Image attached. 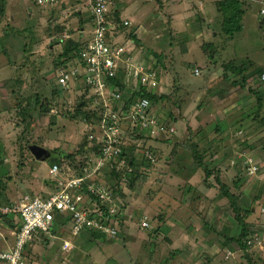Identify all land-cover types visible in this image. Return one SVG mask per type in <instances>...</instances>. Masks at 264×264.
Instances as JSON below:
<instances>
[{
    "label": "rangeland",
    "instance_id": "obj_1",
    "mask_svg": "<svg viewBox=\"0 0 264 264\" xmlns=\"http://www.w3.org/2000/svg\"><path fill=\"white\" fill-rule=\"evenodd\" d=\"M256 3L252 2L250 10L246 13L242 32L235 33L233 39L227 43L223 38L226 37L224 33L230 14L222 15L223 18L221 16V19L217 20L214 29L212 26L214 22L210 23L213 29L211 32L219 35L217 38H213L212 33H207L203 41L192 37L190 32H196L197 29L194 31V23H191V29L187 28V32L185 31L187 24L185 27L172 25L173 29L169 27V35L162 38L164 45L161 50L155 49L153 44L158 43L156 40H150L152 51L164 60L165 72L158 58L151 56L148 61L147 52L145 53L147 56L139 54L140 63L145 60L150 65L153 61V67L159 74L160 85L168 89L165 93H157L158 97L165 95V98L154 105V111L168 119L169 123L165 122L167 125L172 124L169 119L174 117L173 121L178 123V126H174L176 134L169 139L168 145L155 144L159 151H154V155L142 148V140H133L130 137L124 140L125 143L131 140L134 148L138 180H141L139 191L132 192L123 186V199H116L117 203L113 205L114 208L112 207L114 213L119 212L120 219L109 218L108 224L112 227V221L116 223L123 219L122 228L118 225V230L116 225L118 233L114 237L106 235L103 241L96 240L94 244L82 241L85 246L84 254L95 255L96 261L104 254L112 255L119 259L120 264H250L244 259L245 253L235 242L239 235V227L228 211L224 212L227 200L222 196V189L216 182L214 174L206 178L202 169L194 163L195 160L190 153L183 150L186 149L183 148L185 140L189 137L194 138V135L206 126L210 127L207 131H212L218 126L215 125V121L223 119L226 124L220 123L219 128L226 129L227 126L229 128L225 132L227 136L219 137L218 145H205L202 153L206 154L202 161L209 170L220 169L218 178L221 183L232 193L241 194L237 203L242 209L250 208L251 212L246 215L245 221L249 225L251 237L248 241L251 245L246 253L253 264H264V178L263 181L260 180L262 169L259 165L253 174H249L245 164L249 158L255 163L258 161L255 153L264 147V135L259 136L257 141L256 138L252 139L257 136V131L264 128L254 126L248 131L243 126L251 123L246 122L247 124L243 126L240 124L243 122L242 118L247 120L246 118L253 112L255 114V97L251 92L255 88L261 90L259 82L255 79L264 72V69L259 71L252 69L241 77L230 75L231 80L226 81L220 77L224 71L229 75L221 65L225 59H233V62L236 60L235 65L244 66L245 60H250L255 62V66H264V52H261V48L264 47V28H260L256 20V16L261 15L259 10L264 9V4ZM5 5L6 15L0 24V180L5 183L6 188L0 200L1 214L13 210L24 201L27 196H22L24 190L31 186L33 180L42 190L44 184L52 185L48 173L51 161L58 158L55 150L60 149L64 153L76 152L85 133L83 124L62 119L60 116L65 110H70L69 114L73 113L79 102L76 91L83 88L73 84L74 87L65 93L60 91L50 97L53 79L57 76L54 72L59 68L55 64L60 46L55 44L57 40L54 39H64V34L70 30L58 34L49 30L47 26H50L49 21L52 20L51 13L48 7L34 6V0H5ZM47 12L48 14H44ZM210 12L214 14L213 9ZM86 13L83 10L82 15L87 21L84 23L82 34L78 35L71 30L72 38H80L83 45L84 38H87L91 29ZM162 23L156 27L166 28V21L162 20ZM156 27L150 30L153 31ZM124 34L127 37L129 35L127 30H124ZM159 36L160 32L154 33V38ZM52 39L56 49L53 53L48 48ZM120 45L129 51L126 42ZM25 55L27 58H24ZM196 65L201 67V74L198 76L192 73ZM150 66L152 67V64ZM250 66L248 64V67ZM211 74L215 75L212 82L216 83L215 85L210 83ZM18 80L21 82L20 85L17 83ZM196 87H200L204 94L198 96L193 94ZM225 87L228 89L223 91ZM36 93L40 100H47L43 110L36 109L38 111H33L31 115L34 123L31 137L37 142L42 141L40 147L51 152L50 157L44 162L36 161L28 152L29 147L22 150L23 145L27 147L33 143L26 145L29 135L17 114L18 102H21L22 97ZM221 99H224V102H221ZM95 109H99L97 105ZM138 130L136 133H141ZM199 135L202 137V134ZM119 159L120 157L116 156L115 160ZM60 165L66 169L73 166V163L63 160ZM69 175L71 176V173ZM237 179L239 188L233 185ZM34 197L40 198L37 195ZM11 200L12 202H9ZM143 222L147 223L146 227L142 226ZM1 223L3 221H0V233L5 232ZM217 233H224L225 240L219 238ZM257 237L261 238L258 242ZM42 239L36 237L26 250L35 243L38 246ZM98 242H101L100 245H97ZM39 246L40 249L43 248V245ZM73 249H76L74 245L69 253L62 252L65 258L59 264L75 262L70 258ZM98 252L102 254L98 255ZM25 255L26 251L23 253L24 260ZM110 259L112 258L109 257L107 260L111 262ZM50 264L57 262L52 260Z\"/></svg>",
    "mask_w": 264,
    "mask_h": 264
},
{
    "label": "built area",
    "instance_id": "obj_2",
    "mask_svg": "<svg viewBox=\"0 0 264 264\" xmlns=\"http://www.w3.org/2000/svg\"><path fill=\"white\" fill-rule=\"evenodd\" d=\"M41 5H54L58 0H36ZM119 0H87V8L90 13L93 36L91 41L85 43L81 49V59L77 65L71 67L68 74L58 79L60 88L70 86V82H79L83 87L97 96L95 101L98 106V115H95L99 132L94 136L99 143V151L102 157L88 159L80 168V175L61 182L57 191L51 193L48 198L25 197L24 201L11 211L18 215L19 230L14 232L15 243L13 248L0 253V264H22L24 247L41 234H48L51 227L61 215L69 217L72 236L79 232H98L104 236L114 237L116 229L105 224V219L94 217L89 211L92 207L88 195H96L100 202L111 204L110 190L97 179L101 171L120 169L125 166L123 159L115 160L121 153L124 140L129 138V131L134 130V135H147L156 137L163 133L165 126L162 122L148 115L149 101L141 97L123 109L124 93L115 90L112 80H117L123 89L138 91L141 87L151 92L158 88L157 73L143 63L133 62L128 58V51L122 46L110 41V33L115 29L107 20L110 6ZM264 15V10L261 11ZM123 25H127L124 23ZM198 71L195 70L196 74ZM260 81L264 83V72L260 74ZM94 102V101H93ZM140 129V130H138ZM136 130L141 133H136ZM173 131V130H172ZM170 129V132H172ZM93 138V136H90ZM132 138V137H131ZM150 158V156H149ZM245 161V160H244ZM243 161V163H244ZM249 174L257 170V165L252 159L245 161ZM52 178L58 175V167L53 165L49 169ZM125 175V174H123ZM125 176H122L121 182ZM111 206L108 211H103L105 217H112L114 209ZM143 227L147 223H142ZM258 242V240H256ZM248 246L251 242L246 243ZM72 245L65 242L62 252L69 253Z\"/></svg>",
    "mask_w": 264,
    "mask_h": 264
},
{
    "label": "crops",
    "instance_id": "obj_3",
    "mask_svg": "<svg viewBox=\"0 0 264 264\" xmlns=\"http://www.w3.org/2000/svg\"><path fill=\"white\" fill-rule=\"evenodd\" d=\"M63 0H58L54 5H52L51 7H48V11L49 13H51L52 16V22L49 21V25L51 26V30L54 31L59 29V28H63L62 33H64L63 31L65 30H70L67 34H64V38L68 39L71 38L74 42L78 43V44H83L79 39H74L72 38L73 33H76L78 35L82 34L83 30H84V23H86V17L82 15L83 10H85V12H87L86 14H88V20L90 22L91 25V29L88 31V35L87 38H84V44L91 41L92 36H93V25H92V21H91V17H90V13L88 11L87 8V0L83 1L82 4V0H66L69 1L68 4H65L66 1ZM220 0H119L116 3H113L110 6L109 9V15L107 16V20L114 26V31L112 33H110V41H112L115 44H118L119 46H123L120 45V43L122 42H126V45L129 46V51H128V58H131L133 62H140V55L139 54H144L147 52L148 53V61L151 58L152 53L156 54L154 51H152L153 49H151L150 43H152L150 40H156L158 43L153 44L156 48V50H161L163 45H164V41H163V37L165 35H169V31L168 28L172 27V25H177V26H184L187 24V26L185 27V31L187 32V28L191 29V23H194V28L193 30L197 31L196 32H190L192 37L199 39L203 41L205 35L207 33L211 34L212 30L214 29V26L217 25V20L221 19V14L218 12L217 10V5L219 3ZM242 3V16H241V20H240V26H241V32L244 29V18L247 17L248 10H250L251 7V3L254 2L255 4H257L256 2H258L259 4H264V0H239ZM249 3V4H248ZM56 5V6H55ZM248 6V7H246ZM211 9L214 10V14H211ZM247 9V10H245ZM261 9V8H260ZM264 10V9H263ZM260 12L262 10H259ZM44 14H48L44 13ZM166 14V15H165ZM258 20L257 24L260 25V28H264V15H257L256 16ZM223 18V16H222ZM260 19V20H259ZM74 22H73V21ZM162 20L166 21L167 23V27L163 28V26L157 28V25H162ZM223 20V19H222ZM222 20L220 22H222ZM64 22V23H63ZM211 22H214L213 29L212 26L210 25ZM63 23V24H62ZM75 23V24H74ZM78 23V24H77ZM127 23L126 26H124L123 24ZM152 27H156L155 30L151 31L150 29ZM206 27V28H205ZM163 28V29H162ZM71 30H74V32L72 33ZM124 30H127V33L129 35H131L128 37L124 34ZM160 30V31H159ZM164 31V33H163ZM156 32H160V36L157 38H154V33ZM241 32H238L241 33ZM186 35L188 33H185ZM219 36V35H218ZM217 33L213 32L212 33V37L213 38H217ZM234 35L232 36V38H228L227 36L225 37V43L231 41L233 39ZM126 38V39H125ZM152 38V39H151ZM224 39V38H223ZM158 48V49H157ZM210 49V48H209ZM207 51V50H206ZM261 52H264V47L261 48ZM206 55V53H204ZM157 55V54H156ZM147 56V55H146ZM160 56V55H159ZM209 59V58H207ZM161 62V68L163 69V72H165V68L166 65L163 63L164 60L162 57H159V59ZM144 61V65L148 66V68L152 69L153 67V61H152V67L148 64V61ZM235 62H237L236 60H234ZM227 62L231 63L233 62V59H225L224 62L221 64L223 69H226L225 67H228L226 64ZM246 65L241 66L240 70H243L245 74H248L249 71H252L257 69L258 71L260 69H264V66H255V62L254 61H250V60H245ZM252 62V63H251ZM248 64H250L251 66L248 67ZM197 67L192 71V73H194L195 70H197L198 74H194L195 76H198L201 74V67L196 65ZM199 68V69H197ZM229 72V76L231 75V70H228ZM242 74L238 75V77H241L244 73L240 72ZM261 74V73H260ZM260 74L258 75V78L255 79V81H258L259 84L261 85L262 82L260 81L259 77ZM226 75V74H225ZM212 79L210 81V83L214 82V78L215 75L211 74ZM223 74L220 76L222 78ZM225 77V76H224ZM246 77V75H245ZM227 80V78H226ZM159 86L157 88V93L160 92L165 93L166 87L163 85H160V82L158 83ZM216 83H212V85H215ZM218 85V83H217ZM219 86V85H218ZM228 88L225 87L224 90H227ZM193 94H195L196 96L198 95H202L204 94L201 90L200 87H196L193 89ZM223 92V91H221ZM78 94V93H76ZM220 99V98H218ZM221 102H224V99H221ZM201 108V106L199 107ZM183 114V113H182ZM263 114L262 117H264V105H263V109L261 110V113ZM161 120H163L164 122H168V119H165L164 117L161 116ZM242 118V117H240ZM243 122H241V126H243V124H247V123H251L248 124L246 126H243L244 128H246L248 131L251 130L252 128H254V126H261L264 128V126L258 122L253 121L250 116H248L245 120V118H242ZM166 120V121H165ZM245 122V123H244ZM247 122V123H246ZM169 123V122H168ZM220 123H225L226 122L222 119L219 121H215V125H220ZM256 124V125H255ZM176 125L178 126V123H172V124H168L170 129H173L174 131V135L176 134V130L174 129V126L176 127ZM209 125V124H207ZM205 126V125H204ZM209 126H206L204 128H202L201 130H199V133H197L196 135H194V138L189 137L188 139L191 140V142H196L198 144V141H200L201 136L199 134H208L209 135V139L211 137L210 134V130L207 131V128ZM212 127V126H211ZM210 128V127H209ZM208 128V129H209ZM226 129H224V127L220 130L224 131L223 134H221V136L216 135L215 139L216 141H219L220 139H218L219 137H225L227 136L226 130H229V128H227V126L225 127ZM85 131V129H84ZM264 129H262L261 131H257V136L253 137L252 140H255L254 138H256V141L259 139V136H263L264 134ZM173 134L170 136L172 137ZM253 136V135H252ZM187 139V140H188ZM186 141V140H185ZM184 141V142H185ZM246 141V140H244ZM210 145H214V142H209ZM200 147L203 146V144H199ZM209 146V145H207ZM215 146V145H214ZM202 148V147H201ZM251 150V148H249ZM261 151L264 150V147L260 148ZM260 150L257 151L255 154L257 156L258 159V164L259 167L262 169L261 171V178L260 180H262V178H264V151L261 152ZM202 152V151H201ZM91 157V155H90ZM246 157V156H243ZM52 163V162H51ZM52 167V166H51ZM102 173H107L106 171H101L98 176H97V180L98 177L100 175H102ZM68 174H64L62 176H60V179H58V175H57V181L58 184L61 182H65L66 180L76 177L73 174H71V176ZM56 180V179H55ZM101 183H105V179L98 180ZM263 181V180H262ZM29 182H31L29 180ZM30 184V183H29ZM29 184H25V185H29ZM262 184V183H261ZM24 185V186H25ZM52 189L50 188V186H48V183L44 184L43 190L40 189L39 185H35V181L33 180L31 182V186L26 188V190H24V194L22 196H26V197H34L35 195L40 196L42 194H46L49 195L51 194ZM47 197V198H48ZM36 198V197H34ZM9 202H12L9 201ZM91 212L92 215H94L96 218L99 217L97 214V210L95 209V207L92 205L91 209L89 210ZM10 215V220L12 222V224L14 225H19V219L16 220L17 216L13 213L9 214ZM67 215H61L58 217V219L55 221V223L53 224V226L51 227V230L48 234H41L38 235L37 238L42 237V242L38 244L35 243V245L30 246L29 248L26 247L24 249V252L26 251V255H25V260L24 257L22 259V264H50L53 261H56L57 264H59V262L61 260H63L65 257L62 254V252L60 251L62 248L63 243L65 242H69L72 246L74 245V247H76V249H73V252L70 255L71 259H74V261L76 262H70V264H120L119 263V259H117L114 256H109V255H105L102 256V258H98V260H95V255L93 254H89L86 253L84 254V242L87 243H93L92 240H89L90 235L88 234L89 232H85V231H81L79 232L80 234H78L77 236H72L71 234V222L69 220V217H67ZM145 219V218H144ZM65 220V221H64ZM116 220V219H114ZM0 221H3V226H2V230L5 232H1L0 233V251H8L10 250L13 245H14V231L15 229L10 228L8 226V224L4 221V219H1ZM105 223L108 225L110 223V220L108 218H105ZM113 227H116V223L111 224ZM1 228V227H0ZM224 233H217L216 235H218L219 238H221L222 240H225ZM105 238V236H104ZM229 238V237H228ZM227 238V239H228ZM257 237V240H260L261 238ZM84 241V242H82ZM95 242V241H94ZM62 245H61V244ZM101 242H98L97 245H100ZM96 244V243H95ZM39 245H43V248L40 249ZM78 245V247H77ZM37 246V249H36ZM61 246V247H60ZM110 246V245H109ZM23 252V253H24ZM28 253V254H27ZM106 253V252H105ZM102 253L98 252V255H101ZM93 255V256H92ZM109 257H111L112 259L111 262L107 259H109ZM37 260V261H36ZM83 261V262H82Z\"/></svg>",
    "mask_w": 264,
    "mask_h": 264
},
{
    "label": "trees",
    "instance_id": "obj_4",
    "mask_svg": "<svg viewBox=\"0 0 264 264\" xmlns=\"http://www.w3.org/2000/svg\"><path fill=\"white\" fill-rule=\"evenodd\" d=\"M34 3H35L34 6H36V7H40V8L50 7L48 5H41L36 0H34ZM6 8L7 7L5 5V0H0V24H2L3 18L6 15ZM217 10L221 15L230 14V17L227 20V28L225 29L224 37L227 36L228 38H232V36L235 33L240 32V30H241L240 20H241V16H242L243 12H242L241 3L239 0H220L218 5H217ZM51 26L52 25L47 26L49 30L52 29ZM124 26H126V25H124ZM62 30H63V28H59L57 30H55V28H54V33L58 34V32L60 33V32H62ZM20 35L23 36V34H21V33H20ZM130 36L131 35H129V37ZM54 40H57V42H55V44H59V45H57L58 47L60 46L59 47L60 52L57 55V61L55 64L59 68L54 72V74H57V76L53 79V85H52L53 88H51L50 97H53V95H55L56 93H60V91L62 93H65V91L69 90L71 87H74L73 85H71V86L60 88L59 84H58V79L61 76L68 74V71L71 67L77 65L78 60L81 59V49L83 46V44H78V43L74 42L71 38H68V39H65V38L64 39H60V38L58 39L57 38ZM224 41H225V38H224ZM55 44L53 42V39L50 40V43L48 44V48H49L50 52H52V53H53V50L56 51V49H54ZM24 45H25L24 47H26V44H24ZM152 55H153L152 57L159 59V56L157 57L156 54L152 53ZM26 56L27 55H25L24 58H27ZM235 64H236V62H231V63H229L228 67H225L226 69H224L226 71L231 70V77L233 75L238 76V75L242 74L240 72L244 73L243 70H240L241 64H238V65H235ZM152 69L156 71V69H154V67H152ZM156 73H157V71H156ZM225 74L226 73L224 71L223 76H222V80L226 81V78L231 80V77L229 75H225ZM156 78H157L156 79L157 83H159V74H157ZM242 81L245 82L244 80H242ZM110 82H112L111 84H112V86H114L115 90H120L124 93L125 99L123 101V109H127L130 104L134 103L139 98L144 97L150 103V109H149L148 115H150V116L154 115L153 117L155 119H157L158 121L162 122L163 125L165 126L164 132L160 133V135H157L156 137H150V136L141 135V134L138 136H135L134 130L130 129V130H128L130 138L132 137L133 140H142L143 141L141 144L142 148L145 149V151L147 150V152H151L153 155L155 154L154 151L155 152L159 151L158 148L155 147V144L160 146V145L166 143L168 145L170 143V140H169L171 138L170 136L172 134L174 135V132L173 131L170 132L169 126L163 120H161L162 118L158 114V112L154 111V105L157 104L159 101L162 102L163 99L165 98V95L164 96L161 95V97H158L157 96L158 95L157 89L151 91L150 93L147 92L146 90H144V87H141L138 91H134V90L128 89V88L123 89L122 86L119 83H117L118 82L117 80H112ZM17 83L20 85L21 82L18 80ZM77 85H79L83 88L81 91L80 90L76 91L78 93L77 94L78 101H79L78 104L76 105L73 113L69 114L70 110H68V111L65 110L64 112H62L60 114V116L62 119H68L70 121L83 124L84 129H85L84 138H83L82 142L80 143L79 147L76 148L77 149L76 152L70 153L67 151L64 153L60 149L55 150L58 153V158H55L51 161L52 162L51 166L56 165L58 167V174L59 175H58V177L56 176L58 179H60V176H62L64 174H68L67 171H69L74 176H79L81 166H83V164L85 165V163H86V161H88V159H94V158L102 157V154L99 151L100 145H99V143H96V140L94 138V136L97 135V132H99L98 126H97V120L95 121V119H93V117L96 115V113H94V111L98 110V109H95L96 108L95 101L97 102V100H99V99L97 98V96L95 94H93L89 90V87H83L82 83H79ZM158 86H159V84H158ZM260 87H261V90H257L258 88H255L251 92V94L255 97V103H254L255 114L253 112V114L250 115V118L253 121L258 122L264 126V117H261L262 115L260 114L261 110L263 109V105H264V83L263 82L260 85ZM249 89L251 90V88H249ZM223 91H225V90L223 89ZM23 101H25V102H23ZM21 102H18L17 114L21 118L22 123L25 125V130L28 132L27 134L29 135L28 139L26 140V145H27V143L28 144L33 143V144H36L38 146H42V143H41L42 141L37 142L34 140V138L31 137V133L33 132L32 131L33 130L32 125L34 124L31 115H32L33 111L43 110L44 105L46 104L47 100L46 99L40 100L39 95L36 93V94H33L29 97H22ZM36 109H38V110H36ZM91 118L93 120H91ZM170 118L171 119H169V121H171L174 124L175 123V121H173L174 117L172 116ZM53 124L54 123L52 122L51 125H53ZM86 129H87V131H86ZM227 131L228 130H226V132ZM223 133H224V131L220 130L219 125L215 126V128L210 132V134H211L210 139H209L208 134H203L200 141H198V144L196 142H191V140L188 139L183 143V148L184 147L186 148L183 150H186L190 153L191 157L195 160L194 163L197 165V167L199 169H202V171L206 175V178H208V176H210L211 174H214L216 182L220 185V189H222L221 194L227 200V204L224 207V212L228 211L229 215L232 216V218L237 223L236 225H238V227H239V235L235 239V242L238 245V247L245 253L246 258H244V259H246L248 261V263L253 264L250 256L246 253V251L249 249V246L246 243H247L248 239L251 237V233H249V225L245 221V218H246V215H248V213L251 212L250 208H248V209L243 208L242 209V207L237 203L241 194L239 193L236 195V194L232 193L227 186H225L223 183H221V181L218 178L219 173H221L220 169L214 168L212 170H209L208 167L205 166V164L202 161L204 158V154H206L205 152L202 153L204 146L210 145L209 142H211V141L214 142V145H216V144L218 145L219 141H216L215 136L221 135ZM91 135H94L93 138H90ZM130 142H131V140L127 141L125 144H123L121 146L122 151L119 155V157L124 160L126 165L120 169H115L113 167L111 170H107V173H102V175H100L98 177V180L99 179L101 180V178H102V180L105 179V183H103V184H105V187L108 190H110L111 204H108V203L102 204V202L99 201L98 196L88 195L89 201H91V203L93 204V206L97 210V213H98L97 215L101 218H104V219L106 218L105 214H103V211H108L110 206H113L114 204L116 205V203H117L116 199H123V197H124L123 196V190H122L124 188L123 186L127 187V189L129 191H132V192L133 191H135V192L139 191L141 180H138L139 176L137 174L138 173V171L136 169L137 166H135V160H134V156H133V149L134 148ZM199 144H203V146H201L202 148L200 147ZM28 147L29 146L24 147V145H23L22 150L24 148L26 149ZM159 149H160V147H159ZM28 152H29V149H28ZM159 153L157 155H159ZM50 154H51V152H50ZM90 155H91V157H90ZM171 155H173V153ZM155 156H154V158H155ZM76 158H77V160L75 161ZM63 160L68 161V162L71 161V163H73V166L66 167V169H64L60 165L63 162ZM123 174H125V175H123ZM48 175L50 178V182L52 184V185L48 184V186H50V188L52 189L51 193H53V192L57 191L59 188V185L57 183L58 179L52 178L49 173H48ZM122 176H125V179H124V181L121 182ZM238 182H239V179H237L236 181L233 182V185L236 188H239ZM4 186H5V183L2 180H0V200L4 196V193L6 190V188ZM39 197H40L39 199L45 200L48 197V195L42 194ZM28 198H34V197H28ZM36 198H38V197H36ZM113 208H114V206H113ZM118 213L119 212H115L112 217H107V218L119 220L120 219L119 217L121 215ZM0 218L4 219V221L8 224V226L10 228L15 229L14 232H17L19 230L20 225L16 226V225L12 224V222L10 220L9 213H4V212H3V214L0 213ZM116 223H117V227H118V225H120L122 228L123 219L119 222L117 221ZM118 230H119V227H118ZM116 232L118 233L117 230H116ZM88 234L90 235L89 240H92L93 242L96 240H101V241L104 240V235L101 233L90 232ZM14 243H15V237H14ZM28 245H26L25 247H27ZM25 247H24V249H25ZM1 252H3V251H0V253ZM61 252H62V250H61Z\"/></svg>",
    "mask_w": 264,
    "mask_h": 264
},
{
    "label": "water",
    "instance_id": "obj_5",
    "mask_svg": "<svg viewBox=\"0 0 264 264\" xmlns=\"http://www.w3.org/2000/svg\"><path fill=\"white\" fill-rule=\"evenodd\" d=\"M28 149L36 161L44 162L50 157V152L38 145L31 144Z\"/></svg>",
    "mask_w": 264,
    "mask_h": 264
},
{
    "label": "clouds",
    "instance_id": "obj_6",
    "mask_svg": "<svg viewBox=\"0 0 264 264\" xmlns=\"http://www.w3.org/2000/svg\"><path fill=\"white\" fill-rule=\"evenodd\" d=\"M73 84L77 85V84H79V82H76V81H74V82H70V86L73 85ZM73 86H74V85H73Z\"/></svg>",
    "mask_w": 264,
    "mask_h": 264
}]
</instances>
